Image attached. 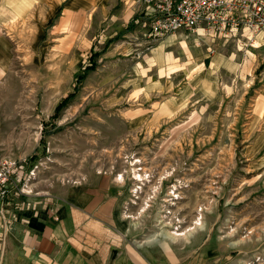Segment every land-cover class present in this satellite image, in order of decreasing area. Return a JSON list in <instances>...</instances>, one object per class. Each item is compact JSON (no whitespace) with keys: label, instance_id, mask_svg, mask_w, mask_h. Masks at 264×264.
I'll use <instances>...</instances> for the list:
<instances>
[{"label":"rangeland","instance_id":"374dc122","mask_svg":"<svg viewBox=\"0 0 264 264\" xmlns=\"http://www.w3.org/2000/svg\"><path fill=\"white\" fill-rule=\"evenodd\" d=\"M140 7L108 0L78 14L76 26L28 28L14 43L0 72V163L15 164L0 198V251L21 201L108 175L124 185L134 243L174 261L264 264L263 155L245 98L264 58L253 48L260 42L240 30H179L151 43ZM160 45L163 65L153 53ZM92 56L95 68L78 80ZM196 217L203 225L186 239L160 234L194 226Z\"/></svg>","mask_w":264,"mask_h":264},{"label":"crops","instance_id":"0c3cea01","mask_svg":"<svg viewBox=\"0 0 264 264\" xmlns=\"http://www.w3.org/2000/svg\"><path fill=\"white\" fill-rule=\"evenodd\" d=\"M107 1L0 0V72L4 73L14 43L28 28L76 26L78 14L90 12ZM201 30L198 29L204 33ZM255 40L260 45L253 48H260L264 55V33H259ZM188 55L192 56L189 52ZM229 62L232 61L226 63ZM248 77L251 81L245 98L250 99L253 111L251 125L256 124L259 129L256 133L260 135L264 166V58L260 67L253 65ZM94 177L73 184L60 196L21 201L19 207L12 208L0 264H200V257L174 261L153 245L130 240L122 214L128 198L124 185L108 175ZM158 245L166 250L171 246Z\"/></svg>","mask_w":264,"mask_h":264},{"label":"built area","instance_id":"2783aa9c","mask_svg":"<svg viewBox=\"0 0 264 264\" xmlns=\"http://www.w3.org/2000/svg\"><path fill=\"white\" fill-rule=\"evenodd\" d=\"M149 26L150 42L179 30L214 35L238 30L252 39L264 33V0H137ZM251 33V37L245 33ZM14 163H0V198L7 193Z\"/></svg>","mask_w":264,"mask_h":264},{"label":"bare ground","instance_id":"6f19581e","mask_svg":"<svg viewBox=\"0 0 264 264\" xmlns=\"http://www.w3.org/2000/svg\"><path fill=\"white\" fill-rule=\"evenodd\" d=\"M207 35H209V34H207ZM183 43V45L185 46V48L187 49V51L191 54V55H193V53H192V51H191V49L189 48V45H188V42L187 41H184V42H182ZM154 57L155 58H157V59H159V61H160V64L161 65H163V64H165L166 62L163 60V54H164V46L163 45H160L157 49H155L154 50ZM172 60V59H171ZM138 161V160H137ZM136 161V162H137ZM140 161V160H139ZM135 163V162H134ZM137 167H135L134 166V169H136ZM141 169V168H140ZM136 170H139V169H136ZM146 172V171H145ZM147 173V172H146ZM144 176H145V173L143 174V172H142V174H140V173H138L137 171L135 172V177H136V179H138L137 181H143V180H145V178H144ZM121 179H123V175H122V177H121ZM157 187V186H156ZM143 208H144V206H143ZM145 209V208H144ZM143 209V210H144ZM171 212V211H170ZM174 214V213H173ZM128 216L130 217H132V215L131 214H128ZM125 217V216H124ZM167 219V218H166ZM170 219V218H169ZM168 220V219H167ZM162 223H164L163 221H162ZM169 223H171V220L169 221ZM203 225V223H202V221H200V217L199 218H197L196 217V220H195V225L194 226H192V224H190V225H188L183 231H178V230H169V229H165V228H163L162 229V232H161V230H160V234L161 235H163V236H166V238H168V239H170V240H172V241H177V240H179V239H181V238H183L184 237V239H186L187 237H188V234L189 233H191V232H197V230H199L200 229V226H202ZM168 227H170V225H168ZM172 227H173V225H172ZM180 229V228H179ZM159 233V232H158ZM194 234V233H193ZM146 240V239H145ZM152 240V238L150 239V238H148L147 239V241H151ZM143 241V240H142ZM156 241V243H157V240H155ZM177 243V242H176ZM153 244V243H152Z\"/></svg>","mask_w":264,"mask_h":264},{"label":"trees","instance_id":"16d2710c","mask_svg":"<svg viewBox=\"0 0 264 264\" xmlns=\"http://www.w3.org/2000/svg\"><path fill=\"white\" fill-rule=\"evenodd\" d=\"M94 56H92L91 57V63H90V65H88L87 67H86V69H85V73L83 74V75H79L78 77H77V79L78 80H81L82 78H84V76H85V74L88 72V71H90V70H92V69H94L95 68V66H96V64H95V62H94ZM71 97H72V95H69L68 97H66V98H64L59 104H58V106L56 107V112H55V115H57V113L69 102V100L71 99Z\"/></svg>","mask_w":264,"mask_h":264}]
</instances>
